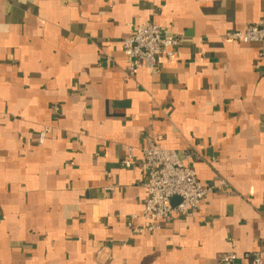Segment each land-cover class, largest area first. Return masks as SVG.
<instances>
[{"label": "crops", "instance_id": "0c3cea01", "mask_svg": "<svg viewBox=\"0 0 264 264\" xmlns=\"http://www.w3.org/2000/svg\"><path fill=\"white\" fill-rule=\"evenodd\" d=\"M263 17L264 0H0V264L264 257V63L225 38ZM148 21L179 37L174 62L125 78L123 40ZM153 139L215 190L140 234Z\"/></svg>", "mask_w": 264, "mask_h": 264}, {"label": "built area", "instance_id": "2783aa9c", "mask_svg": "<svg viewBox=\"0 0 264 264\" xmlns=\"http://www.w3.org/2000/svg\"><path fill=\"white\" fill-rule=\"evenodd\" d=\"M130 28V35L123 40L125 78L134 77L143 67L151 73H159L162 59L168 63L174 62L181 42L178 36L165 34L159 25L151 21L131 25ZM225 38L259 44L258 57L264 63V17L244 31L227 32ZM49 133L50 127H44L36 136L37 144L42 145ZM121 164L127 168L135 164L131 149ZM141 166L146 173L145 188L148 198L141 217L132 215L129 220V226L140 234L158 230L162 220L192 217L201 203L215 190V187L203 184L196 171L186 165L176 151L163 148L156 139L150 141L144 150ZM220 187L223 190L229 189L225 181H221ZM174 198H179L180 201L173 203ZM136 220H140V224L134 227ZM217 264H264L263 252L257 249L246 253L245 261H239L234 252L222 253Z\"/></svg>", "mask_w": 264, "mask_h": 264}, {"label": "water", "instance_id": "95a60500", "mask_svg": "<svg viewBox=\"0 0 264 264\" xmlns=\"http://www.w3.org/2000/svg\"><path fill=\"white\" fill-rule=\"evenodd\" d=\"M179 201H180L179 198H174V199H173V203H177V202H179Z\"/></svg>", "mask_w": 264, "mask_h": 264}]
</instances>
